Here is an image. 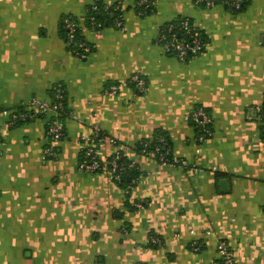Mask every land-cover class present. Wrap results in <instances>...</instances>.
<instances>
[{"label":"crops","instance_id":"0c3cea01","mask_svg":"<svg viewBox=\"0 0 264 264\" xmlns=\"http://www.w3.org/2000/svg\"><path fill=\"white\" fill-rule=\"evenodd\" d=\"M118 1L0 0V108L50 102L57 84L67 105L57 141L46 134L53 111L18 125L0 114V264H214L221 241L237 264H264V0L240 11L151 0L145 14L139 0H122L123 29L88 27L91 5ZM180 17L206 40L188 61L157 41ZM68 18L95 46L86 58L67 38ZM198 107L211 118L204 141L191 117ZM94 125L118 141L99 144L103 162L122 150L135 163L131 183L107 167L80 169ZM159 135L185 164L136 155ZM47 147L54 153L43 158Z\"/></svg>","mask_w":264,"mask_h":264},{"label":"built area","instance_id":"2783aa9c","mask_svg":"<svg viewBox=\"0 0 264 264\" xmlns=\"http://www.w3.org/2000/svg\"><path fill=\"white\" fill-rule=\"evenodd\" d=\"M199 1L202 0H198V2ZM244 1L245 0H227L228 4L233 5L235 8H240ZM140 3L144 4L145 7H149L153 4V2L150 0H140ZM207 3L208 5L215 4L213 0H209ZM120 4L122 6V1H119V4L116 6V10L120 9ZM93 9H97V6H93ZM118 17L119 18L116 21V25L123 29V14L119 13ZM92 22L97 27L102 26L101 22H98L95 20V18L92 19ZM65 23L69 29L68 39L70 40V43H73L74 45V52L79 57L86 58L95 46L93 44L87 43L86 41L77 42L75 40L74 33L76 27L75 23L69 19H65ZM179 31L183 33L182 37L177 35ZM157 41L161 46H163L166 52L172 53L175 57L182 61H188L199 56L206 47V41L203 39L198 26L195 23L192 24L188 17L181 19L178 23H176V25L171 24L167 27L161 28ZM131 80L136 84L139 91H146L145 80L141 76L134 75L132 76ZM110 90L112 93H116L118 91V84L112 85ZM55 99L57 100L48 102L34 98L25 104V109L30 110V112L0 108V114L7 115L9 117L8 125H12L18 119H27L28 117H32L44 112L53 111L57 113L58 109L62 106V95L60 93L56 94ZM71 115L74 118H77L75 112H72ZM191 117L196 125L200 127L202 134L199 139L201 141H204L207 135H212V131L207 127L208 123L211 121V118L206 111L203 109L194 110ZM260 125L261 136L264 142V112L261 114ZM46 134L49 140L57 141L62 138V123L58 119H53L50 122ZM106 140L113 143L114 145L117 144L116 139L104 135L100 126L94 125L90 135L84 138L79 166L82 171L88 173H96L101 171L104 167H107L110 170V178L113 181L120 182L122 180L123 173H125L128 166L121 162L122 153L120 150H116L106 162L101 160L99 157V144L105 142ZM161 141H163V139H161ZM2 143L3 141L0 136V145ZM53 153L54 150L51 147H47L45 149L43 158H46ZM141 154L146 156L151 155L154 157L158 156L159 161L164 165H174L175 163L185 164L184 161H179L177 159L170 161L167 158L166 153H162L159 147L149 150L147 144L144 145L143 149L141 150ZM137 206L142 207V204L137 203ZM152 242L154 244H160L161 240L158 238H153ZM193 249L196 251L199 250V244L193 243ZM217 249L218 259H221L220 264H237L227 242H219Z\"/></svg>","mask_w":264,"mask_h":264},{"label":"trees","instance_id":"16d2710c","mask_svg":"<svg viewBox=\"0 0 264 264\" xmlns=\"http://www.w3.org/2000/svg\"><path fill=\"white\" fill-rule=\"evenodd\" d=\"M119 1H122V0H119ZM119 1L112 5V6H108V5H103L101 2H97L93 5L90 6L89 10H88V16H87V25L88 27H92V28H95L96 30H100L102 29L105 25L109 24V23H113L116 25V21L117 19L119 18L118 15L119 13H122L124 12V8H123V5L121 6L120 4V9L119 10H116V6L119 4ZM151 1V0H150ZM209 0H202V1H199L197 0V4L199 5H208V2ZM212 1V0H210ZM215 2V4H225L226 6L230 7L233 11H240V10H243L249 0H245L241 7L240 8H235L233 5H230L228 4L227 0H213ZM139 3H140V0H139ZM93 6H97V9H93ZM153 6H149V7H145L144 4H139V10L138 12L140 14H145L147 12H149L150 10H152ZM95 18V20H97L98 22H101L102 26L101 27H97L96 25L93 24L92 22V19ZM186 17H180L179 19H176V20H173V21H170L168 23H166L165 25H163L161 28H164V27H167L171 24L173 25H176V23H178L181 19H184ZM70 21L74 22L76 27H75V40L77 42H81V41H85L84 40V37L82 36V33H81V28L80 26L78 25V23L76 22L75 19L73 18H68ZM190 22L192 24H194L195 22L189 18ZM66 24V23H65ZM199 29V27H198ZM65 30L67 31V33H69V29L68 27L65 25ZM199 31L201 32V30L199 29ZM202 34V32H201ZM177 35H179L180 37L183 36V33L182 32H178ZM203 36V35H202ZM68 38V37H67ZM203 39L205 40L204 36H203ZM206 41V40H205ZM87 42V41H86ZM88 43V42H87ZM71 46L73 47L74 49V45L73 43H71ZM205 49V48H204ZM204 51V50H203ZM169 54H172L170 52H167ZM173 55V54H172ZM134 83V82H133ZM135 84V83H134ZM60 93L62 95V106L58 109L57 111V114L55 116H53L49 122L47 123V129L49 128V125H50V122L53 120V119H58L61 123H62V131H63V135H64V130H63V115H65V111L67 110V105H66V101H65V95H64V92L61 88V84H57L54 88V91H53V97H52V100L51 101H56L57 99H55V96L56 94ZM198 109H203L204 111L207 112L206 109H204L203 107H198L197 109L195 110H198ZM15 110H18V111H27V112H30V110L28 109H25V104H22L19 108L15 109ZM264 112V104L262 106V110H261V113L263 114ZM45 113L47 112H44V113H41V114H37V115H34L32 117H28L27 119H18L15 123H13L12 125H18L20 123H23V122H26V121H29L30 119L36 117V116H40V115H44ZM208 113V112H207ZM209 114V113H208ZM193 120V119H192ZM193 123L195 124L196 126V129H197V133H198V140L201 141L199 138L202 134V132L200 131V127H198L196 125V123L193 121ZM211 124V121L208 123L207 127L212 131V128L210 126ZM47 132V130H46ZM63 137V136H62ZM209 137V135H207L205 137V139H207ZM61 139V138H60ZM161 139H163V141H161ZM117 144H118V141H117ZM147 144V147L149 150H152V149H155L156 147H159L160 148V151L162 153H166V156L167 158L170 160V161H173V160H176L174 159L172 156V152H171V146L167 143L166 139L164 136L162 135H159L158 138L154 141H148V140H143L141 141L136 147H135V153L136 155H142L141 154V150L143 149L144 145ZM82 152V150H81ZM120 152L122 153V160L121 162H123L124 164H126L128 166L127 170L125 171V173H123V176H122V180L120 181V183H124V184H129L131 183V180L132 178H134V175L136 173V170L134 169V166L135 164H133V161L128 159L122 150H120ZM158 159V156L156 157ZM159 160V159H158ZM174 165H177V163H175ZM198 244V243H197ZM220 264L221 263V259H217L214 264Z\"/></svg>","mask_w":264,"mask_h":264},{"label":"water","instance_id":"95a60500","mask_svg":"<svg viewBox=\"0 0 264 264\" xmlns=\"http://www.w3.org/2000/svg\"><path fill=\"white\" fill-rule=\"evenodd\" d=\"M222 181H225V180H222Z\"/></svg>","mask_w":264,"mask_h":264}]
</instances>
